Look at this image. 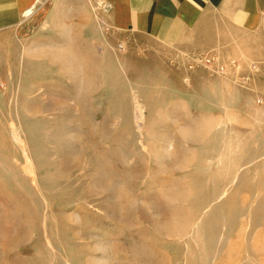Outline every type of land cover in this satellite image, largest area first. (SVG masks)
Masks as SVG:
<instances>
[{
	"label": "rangeland",
	"instance_id": "374dc122",
	"mask_svg": "<svg viewBox=\"0 0 264 264\" xmlns=\"http://www.w3.org/2000/svg\"><path fill=\"white\" fill-rule=\"evenodd\" d=\"M100 2L0 32V264H264V27L155 45Z\"/></svg>",
	"mask_w": 264,
	"mask_h": 264
},
{
	"label": "crops",
	"instance_id": "0c3cea01",
	"mask_svg": "<svg viewBox=\"0 0 264 264\" xmlns=\"http://www.w3.org/2000/svg\"><path fill=\"white\" fill-rule=\"evenodd\" d=\"M110 7L105 23L115 34L155 45L202 49L235 43L264 27V0H100ZM39 0H0V32L16 27Z\"/></svg>",
	"mask_w": 264,
	"mask_h": 264
},
{
	"label": "bare ground",
	"instance_id": "6f19581e",
	"mask_svg": "<svg viewBox=\"0 0 264 264\" xmlns=\"http://www.w3.org/2000/svg\"><path fill=\"white\" fill-rule=\"evenodd\" d=\"M31 13V8H28L25 12H24V15H29ZM170 147H172V146H170ZM169 147V148H170ZM28 161V160H27ZM30 162V161H29ZM28 162V164L25 166V169H26V172H31V167H30V164L31 163H29ZM32 172H33V170H32Z\"/></svg>",
	"mask_w": 264,
	"mask_h": 264
},
{
	"label": "built area",
	"instance_id": "2783aa9c",
	"mask_svg": "<svg viewBox=\"0 0 264 264\" xmlns=\"http://www.w3.org/2000/svg\"><path fill=\"white\" fill-rule=\"evenodd\" d=\"M100 7L103 8L104 11L108 10L109 9V6L103 2H100ZM107 30V29H106Z\"/></svg>",
	"mask_w": 264,
	"mask_h": 264
}]
</instances>
